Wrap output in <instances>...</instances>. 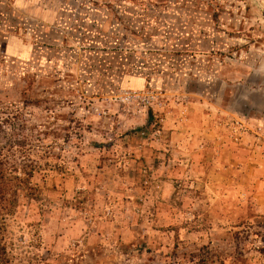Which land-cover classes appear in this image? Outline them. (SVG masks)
<instances>
[{
	"label": "rangeland",
	"instance_id": "rangeland-1",
	"mask_svg": "<svg viewBox=\"0 0 264 264\" xmlns=\"http://www.w3.org/2000/svg\"><path fill=\"white\" fill-rule=\"evenodd\" d=\"M15 2L0 160L25 186L6 264H264V0ZM16 18L26 61L4 52ZM202 93L232 114L225 134L241 121L239 150H186Z\"/></svg>",
	"mask_w": 264,
	"mask_h": 264
},
{
	"label": "crops",
	"instance_id": "crops-1",
	"mask_svg": "<svg viewBox=\"0 0 264 264\" xmlns=\"http://www.w3.org/2000/svg\"><path fill=\"white\" fill-rule=\"evenodd\" d=\"M23 1L25 0H16L15 5L18 8L22 7ZM30 20L28 18H25V20L16 18L12 21L17 26L12 27L11 29L13 30H11L10 34L3 39L5 45L4 52L7 58L26 61L33 56L34 49L28 40L29 37H32V33H34ZM241 43L242 41L237 42V44L235 42H228L227 47L229 50H232L231 48L233 47H240ZM235 51L240 52L239 49ZM145 84L146 81L143 78H135L127 82L128 87L136 89L144 87ZM202 94L204 102L203 104H199L200 107L194 104V102L191 103L192 115L187 122L184 136L186 150H239L237 143L234 142L239 137V131L234 128L233 119L228 123L230 124L228 135L225 134L227 128L226 117L228 119L232 118V114H228L226 111L224 101L222 102L219 97L212 101L208 99L205 93ZM209 110L210 112H207ZM215 125L217 128H215ZM178 134L177 132L173 135L177 141L180 139Z\"/></svg>",
	"mask_w": 264,
	"mask_h": 264
},
{
	"label": "trees",
	"instance_id": "trees-1",
	"mask_svg": "<svg viewBox=\"0 0 264 264\" xmlns=\"http://www.w3.org/2000/svg\"><path fill=\"white\" fill-rule=\"evenodd\" d=\"M5 164L0 160V264H6V251L3 243L4 218L19 206L20 189L24 187L23 179L10 178Z\"/></svg>",
	"mask_w": 264,
	"mask_h": 264
},
{
	"label": "built area",
	"instance_id": "built-area-1",
	"mask_svg": "<svg viewBox=\"0 0 264 264\" xmlns=\"http://www.w3.org/2000/svg\"><path fill=\"white\" fill-rule=\"evenodd\" d=\"M233 123H234V128H236V129L242 127L241 121H239V120H235V122H233ZM141 135L144 136L145 133H142Z\"/></svg>",
	"mask_w": 264,
	"mask_h": 264
}]
</instances>
